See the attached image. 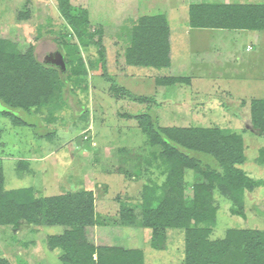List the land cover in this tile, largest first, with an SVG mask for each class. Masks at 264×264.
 I'll return each instance as SVG.
<instances>
[{
  "label": "rangeland",
  "instance_id": "obj_1",
  "mask_svg": "<svg viewBox=\"0 0 264 264\" xmlns=\"http://www.w3.org/2000/svg\"><path fill=\"white\" fill-rule=\"evenodd\" d=\"M59 2L0 0V35L15 41L23 52L33 45L43 63L50 53L61 51L75 70L82 69L79 77H71L72 65L68 61L66 71L59 72L66 96L60 100L55 97L53 100L58 102L43 109L44 121L35 118L34 122V117L28 116L27 121L33 126L21 127L0 114V161L5 169V188L18 190L31 182L42 181L41 190L44 191V185L55 177V172L58 177L64 174L60 190L49 188L39 196L91 190L98 213L95 227L103 228L106 233L111 231L109 227L127 228L120 218L121 206L138 208L146 187L162 183L167 169L161 158L163 149L150 144L138 122L139 117L163 128L237 131L243 135L245 145L246 163L241 167L253 178L264 179V162L260 160L264 137L252 131L250 109L253 100L264 99V32L253 35L233 29L191 27V5L213 3L212 0H69L75 15L83 11L87 12V17L89 15L87 36L94 34L90 43L89 38L82 41L76 34L62 14ZM152 16H165L167 20L172 68L128 65V54L135 52L134 47L138 44L141 50V42L135 41L136 28L142 26V18ZM251 35L256 36L258 42H247ZM230 50L232 56L228 55ZM235 51L238 53L234 54ZM219 54L224 60L222 66L212 62ZM233 55H238L236 60ZM80 58L85 65L82 66ZM203 59L207 60L211 72L201 66ZM86 70L88 75L84 73ZM164 76L187 77L191 82L190 85L157 86L156 78ZM129 95L146 97L149 102L140 104ZM4 108L0 102V111ZM37 121H43V128ZM38 130L57 132L55 135L61 142H68L65 156L70 152L72 156L67 161L64 159L55 172L47 167L48 171L43 168L36 176L25 174L22 177L24 168L18 167L17 171L14 158L28 157L25 155L39 146L38 143L45 145V149H52L59 141H39L32 136ZM58 155L64 157L62 152ZM53 159L55 161L56 157ZM185 176L186 197H192L194 185L203 179L189 169ZM216 202L219 211L212 240L224 238L230 229L264 230V187L247 194L246 218L234 216L232 204L224 197L216 195ZM136 210L139 213L140 209ZM64 229L60 225L1 226L0 258L10 264H59L61 251L50 250L48 238L62 234ZM115 232L117 240L128 238V230ZM145 232L150 234L145 236L142 246L146 247V264H184L185 230L162 231L165 241L161 251L150 247L153 231L145 229Z\"/></svg>",
  "mask_w": 264,
  "mask_h": 264
},
{
  "label": "trees",
  "instance_id": "obj_2",
  "mask_svg": "<svg viewBox=\"0 0 264 264\" xmlns=\"http://www.w3.org/2000/svg\"><path fill=\"white\" fill-rule=\"evenodd\" d=\"M59 1L62 14L76 34L82 41L87 37L90 43L93 42L94 34L87 36V12L75 15L69 0ZM190 15L191 27L197 29L264 32V4L200 2L191 5ZM142 19V26L136 28L135 35V41L141 42V50H138V44L134 47L135 52L128 54V65L170 68V29L165 16ZM100 54L105 58L101 48ZM65 60L72 65L71 77H79L82 69L75 70L66 55ZM80 60L82 66L85 65L83 59ZM84 73L89 74L87 70ZM60 79L58 69L37 60L33 45L23 52L15 41L0 35V102L8 107V111L1 114L9 117L14 125L25 126V122L12 110H24L29 114L42 112L64 98L66 95ZM190 82L187 77L156 78L157 86L190 85ZM55 97L58 100L54 101ZM131 99L140 104L149 102L146 97L131 96ZM250 109L252 131L264 137V99L253 100ZM138 119L150 144L163 149L161 158L167 169L162 183L146 187L138 208L121 206L122 223L127 227L152 230L151 246L156 250L164 249L161 245L165 241L162 231L185 230L184 264H264V230L230 229L224 238H211L219 211L216 195L229 200L234 216L246 218L247 194L264 187V179L253 178L241 167L246 163L243 135L220 128H163L143 117ZM260 160L264 162V152H261ZM187 169L203 179L194 185L192 197H186ZM5 182L0 161V226L65 227L64 233L48 238L49 248L61 251V264H144L142 250L98 247L88 241L87 227L98 225L92 191L42 198L36 197L32 189L7 192ZM136 209H140L139 213ZM0 264L10 263L0 258Z\"/></svg>",
  "mask_w": 264,
  "mask_h": 264
},
{
  "label": "crops",
  "instance_id": "obj_3",
  "mask_svg": "<svg viewBox=\"0 0 264 264\" xmlns=\"http://www.w3.org/2000/svg\"><path fill=\"white\" fill-rule=\"evenodd\" d=\"M212 1H221V2H224V3H229V2L231 3L233 1V4H250V3H253V4H264V0L261 1V2H257V1L254 2L255 0H249L248 2H245V0H212ZM239 32H248V33H251V34L254 33L253 35H255V33H259L257 31H250V32L249 31H239ZM262 32H260V33H262ZM211 37L213 38L214 36H211ZM256 38H257L256 36H252L251 35V36H249V40L247 42H251V44H253V42L255 41V43H256V42H258L256 40ZM243 44H246V43H243ZM57 52H60L64 56V59H65V54L63 52H61V51L52 52V53H50L47 56V58L49 56H51L52 54H56ZM232 52L233 51L230 50V52H228V55L232 56ZM237 53H238L237 51L234 52V54H237ZM35 56H36L37 60L39 61L36 52H35ZM221 56H222V54L217 55L216 58H213L212 62L216 63L217 65H221V66L224 65V60L222 59ZM237 56L233 55V58L236 60ZM206 61L207 60L203 59L202 63H201V66L205 67V70H207L208 73H209L211 71H210L209 65H208V63ZM39 62H41V61H39ZM212 62H210V65H211ZM41 63H43V62H41ZM47 63H48V61L46 59V63L44 62V64L47 65ZM172 64H173V61H172ZM172 64H171V68H172ZM48 66L58 69L59 72H62V73L65 72V71H61L59 68H57L56 66H54L52 64L48 63ZM66 69H67V63H66ZM261 79H263V78H261ZM66 101L69 103V106H71L69 100L67 99V97H66ZM4 106L6 108H4L2 111H0V114H1V112L8 111V107L6 105H4ZM72 111H74V109H72ZM81 111H83V109ZM12 112H13L14 115H16V117L20 118L23 122H25L24 123L25 127L28 126V125L29 126H33L32 124H30L29 121H27V117L28 116H33L34 117V122H35V118L42 119L43 121L45 120V117L42 116L43 113H41V112H32L30 114L25 112L24 110H12ZM1 115L4 116L3 114H1ZM4 117H6V116H4ZM7 118H9V117H7ZM10 122H11V120H10ZM37 122H38L37 124L39 126H41V128H43L42 122L41 121H37ZM30 128H33V129H30L32 131L35 130L34 127H30ZM90 128H88V129H90ZM41 132L42 131L38 130V132L36 131L35 133H33L32 136L34 138L38 139L39 141L45 140V139H47V140L59 139L55 135L57 132H55V133H53V132L52 133L51 132L45 133L44 130H43L42 133ZM84 132L85 131H83V133ZM67 143H68L67 141L61 142V140L59 139V141L55 145H53L52 149H45V145H42L41 143H38L39 146H36L35 148H31L30 151H28V154L25 155V156H28V157H21V158H18V159L14 158L13 159V164H15V167L17 168L16 169L17 171H18V167L19 166H20V168H24L22 170V177H24L25 174H30L32 176H36V175H38L39 172H41L39 170H43V168L48 171L49 168H47V167H50V169H52V172H55L56 171L55 168L59 164L62 165L64 159H66V161H67L70 158V156H72L71 152H70V155L68 157L65 156L66 155V152H65L66 151V147L65 146H67ZM90 149H92V148H90ZM60 152H62V154H64L63 158H59L58 154ZM30 153H32V154H30ZM52 157L53 158L56 157L55 161H54V159ZM23 163H25V165H23ZM3 169H4V164H3ZM4 175H5V169H4ZM63 175L64 174H61V176L58 177V174H56V172H55V177H52V178L49 179V183H48V185L47 184L44 185L45 186L44 189L46 190V189H49V188H53V189H49V190H52V191L60 190L59 189L60 186L63 185L62 184L63 182H61L60 179L62 178ZM54 178H56V179H54ZM5 180H6V176H5ZM40 182L43 184L42 181H40ZM40 182H38L37 184H36V182H31L32 185L30 183L28 187L20 188V189H32V190H34V192L36 194V197H40L39 194H41V193H43L45 191V190L44 191L41 190V185L42 184ZM5 186H6V182H5ZM20 189H18V190H20ZM5 191H9V189L5 188ZM10 191H13V190H10ZM89 191H91V190H89ZM79 192H82V191H79ZM79 192H77V193H79ZM70 193L71 194H76L74 192H70ZM70 193L54 195V196H49V197H44L43 196L42 198L60 197V196H64V195H67V194H70ZM97 215H98V213H97ZM28 227H30V226H28ZM33 227H35V226H33ZM102 229L103 228H101V227H95V226L94 227H87L86 236H87L88 241L90 243L94 244L95 246H98V247L99 246H102V247L103 246H105V247H124V248L129 249V250H142L143 253H144V262H145L146 247H142V246L145 243V236L150 235V234H146L145 229H138V228L135 229L134 227H127V228H123V227H117V228L109 227V229L111 230V231H108L109 233L108 232L106 233L104 231V229H103V231L106 233L105 235H107L108 238H105V235H103V233H102ZM119 229L128 230L129 234H128V238L127 239H125V238L123 239V237L122 238L119 237V239H122V240H117L118 239V233L115 232L116 234H114L113 232L114 231L118 232ZM64 231H65V229H64ZM110 235H113V237L110 236ZM150 247L152 248L151 245H150ZM152 249H154V248H152ZM154 250H156V249H154ZM159 251H161V250H159ZM59 260H60V257H59ZM59 264H61V262ZM145 264H146V262H145Z\"/></svg>",
  "mask_w": 264,
  "mask_h": 264
},
{
  "label": "water",
  "instance_id": "obj_4",
  "mask_svg": "<svg viewBox=\"0 0 264 264\" xmlns=\"http://www.w3.org/2000/svg\"><path fill=\"white\" fill-rule=\"evenodd\" d=\"M47 61L49 64H52L57 68H59L61 71H66V61L64 59V56L60 52H57L56 54H52L51 56H49L47 58Z\"/></svg>",
  "mask_w": 264,
  "mask_h": 264
}]
</instances>
